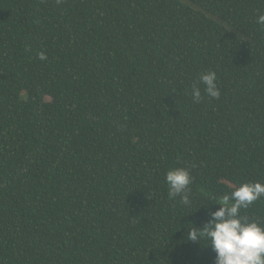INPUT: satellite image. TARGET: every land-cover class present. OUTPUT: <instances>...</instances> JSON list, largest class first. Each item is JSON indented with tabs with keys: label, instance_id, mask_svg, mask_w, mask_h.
I'll return each mask as SVG.
<instances>
[{
	"label": "trees",
	"instance_id": "trees-1",
	"mask_svg": "<svg viewBox=\"0 0 264 264\" xmlns=\"http://www.w3.org/2000/svg\"><path fill=\"white\" fill-rule=\"evenodd\" d=\"M187 1L0 0V264H215L187 227L264 183V0Z\"/></svg>",
	"mask_w": 264,
	"mask_h": 264
},
{
	"label": "clouds",
	"instance_id": "clouds-1",
	"mask_svg": "<svg viewBox=\"0 0 264 264\" xmlns=\"http://www.w3.org/2000/svg\"><path fill=\"white\" fill-rule=\"evenodd\" d=\"M256 23L264 28V14L258 15ZM38 57L41 61L47 59L44 52H40ZM199 82L204 86V94L219 99L221 93L215 71L201 73ZM191 95L199 103L202 99L201 88L193 85ZM193 179L188 168H170L165 175L168 198H179L182 206L191 208L194 203L190 194ZM261 198H264V183L246 182L234 187L230 194L220 197L213 204L219 206L217 210L209 209L210 220L202 228L188 223L191 227H187V239L206 242V247L216 254L215 264H264V225L241 214V210L248 209Z\"/></svg>",
	"mask_w": 264,
	"mask_h": 264
},
{
	"label": "rangeland",
	"instance_id": "rangeland-1",
	"mask_svg": "<svg viewBox=\"0 0 264 264\" xmlns=\"http://www.w3.org/2000/svg\"><path fill=\"white\" fill-rule=\"evenodd\" d=\"M182 2H185V3H187V4H190L191 6H194V5H192L191 3H189L187 0H182Z\"/></svg>",
	"mask_w": 264,
	"mask_h": 264
}]
</instances>
